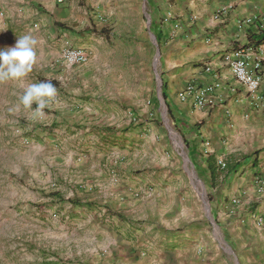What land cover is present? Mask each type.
<instances>
[{"label": "rangeland", "instance_id": "rangeland-1", "mask_svg": "<svg viewBox=\"0 0 264 264\" xmlns=\"http://www.w3.org/2000/svg\"><path fill=\"white\" fill-rule=\"evenodd\" d=\"M41 2L17 13L50 48L29 85L51 81L57 98L39 120L19 104L21 89L0 103V264H162L177 253L264 264V165L245 197L226 173L264 149V122L210 132L196 154L189 141L203 121L192 129L169 109L174 57L147 0ZM67 47L87 60L65 64ZM214 143L221 155L209 160Z\"/></svg>", "mask_w": 264, "mask_h": 264}, {"label": "crops", "instance_id": "crops-1", "mask_svg": "<svg viewBox=\"0 0 264 264\" xmlns=\"http://www.w3.org/2000/svg\"><path fill=\"white\" fill-rule=\"evenodd\" d=\"M147 2L153 14L152 32L162 44L163 50H167V55L174 57L171 67L175 72L172 73L175 75V82L168 78L164 85L165 100L169 109L175 112L179 119H187L189 122L187 127L192 129L193 125L203 121L202 124L195 126L198 130L192 131V138L189 141V146L195 147L196 154L200 151L199 147H205L204 144L210 147L207 141L210 132L225 138V130L234 128L238 121L264 122V114L252 108L248 93L236 82L222 62V55L225 52L242 47L252 57L259 55L264 69V32H258L254 24L242 29H239L237 24L241 18L253 14L264 15V0H147ZM38 3H42L41 0H0V48L14 46L21 36H31L37 41V60L33 68H39L48 57L50 51L46 45L48 39L43 37L47 34L32 29L30 25L33 21L26 13L22 14L21 11L19 14L17 10L28 7V4L37 7ZM219 9L224 11L222 17L215 18ZM34 12L38 13L36 9ZM168 12L172 17L166 19ZM39 20L41 23L45 21L43 18ZM171 22L178 23V29L174 31ZM205 67H209V70ZM31 75L32 71L22 80L0 82V103H15L16 90L25 91ZM216 76L221 79L222 86L215 91L212 106L198 108L191 99L179 98V93L187 83L204 86L212 82ZM3 95H7L6 101ZM217 146V143H214V147L212 144L210 150L216 149L214 154L210 151L209 160L213 157L219 159L221 150ZM246 162L245 158L229 162L226 170L227 179H231L236 188L248 186L247 189L242 187L244 193L238 189V192L243 194L242 197L248 196L246 190H254L253 183L258 177L257 170L264 165V149L255 155L254 159ZM206 167H209L208 162ZM251 198L249 196L246 202ZM215 213L220 215L218 209ZM218 225L221 228L225 226L224 223ZM182 256L181 253H177L173 257L160 260L162 264H194L191 259H183Z\"/></svg>", "mask_w": 264, "mask_h": 264}, {"label": "built area", "instance_id": "built-area-1", "mask_svg": "<svg viewBox=\"0 0 264 264\" xmlns=\"http://www.w3.org/2000/svg\"><path fill=\"white\" fill-rule=\"evenodd\" d=\"M68 0H55L56 3L63 5ZM223 10L216 11L215 18L222 17ZM166 19L171 18V14H166ZM239 29L256 25L258 32H264V15L253 14L238 21ZM33 27L37 28L38 24L34 23ZM179 25L171 22V28L175 31ZM172 31V30H171ZM61 60L67 65H80L87 60L86 53L80 47H67L60 53ZM222 62L229 69L230 73L248 93L250 104L255 111L264 114V69L259 55L250 56L247 50L242 47H235L222 55ZM209 70V67H205ZM222 86L219 77L205 84L204 86H196L193 83H187L179 93L181 100L191 99L198 108L212 106L215 98V91Z\"/></svg>", "mask_w": 264, "mask_h": 264}, {"label": "clouds", "instance_id": "clouds-1", "mask_svg": "<svg viewBox=\"0 0 264 264\" xmlns=\"http://www.w3.org/2000/svg\"><path fill=\"white\" fill-rule=\"evenodd\" d=\"M37 41L31 36H21L14 46L0 48V82L22 80L32 71L37 60ZM57 98V88L51 81H43L29 85L19 104L26 110H31L34 120L44 116V109ZM33 104L36 107L33 109Z\"/></svg>", "mask_w": 264, "mask_h": 264}, {"label": "trees", "instance_id": "trees-1", "mask_svg": "<svg viewBox=\"0 0 264 264\" xmlns=\"http://www.w3.org/2000/svg\"><path fill=\"white\" fill-rule=\"evenodd\" d=\"M158 40V39H157ZM163 95H164V97H165V94L163 93ZM213 172H214V170H213Z\"/></svg>", "mask_w": 264, "mask_h": 264}, {"label": "water", "instance_id": "water-1", "mask_svg": "<svg viewBox=\"0 0 264 264\" xmlns=\"http://www.w3.org/2000/svg\"><path fill=\"white\" fill-rule=\"evenodd\" d=\"M149 22V21H148Z\"/></svg>", "mask_w": 264, "mask_h": 264}]
</instances>
